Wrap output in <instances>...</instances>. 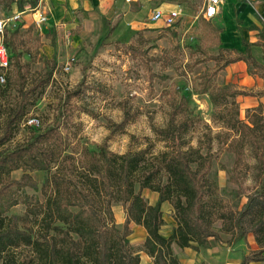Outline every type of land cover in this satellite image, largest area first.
I'll use <instances>...</instances> for the list:
<instances>
[{
  "label": "rangeland",
  "instance_id": "obj_1",
  "mask_svg": "<svg viewBox=\"0 0 264 264\" xmlns=\"http://www.w3.org/2000/svg\"><path fill=\"white\" fill-rule=\"evenodd\" d=\"M243 1L248 5L245 12H251L264 27L260 9L255 7L260 0H230L229 6L221 0L212 21L201 17V2L193 0L189 13L169 26L162 19L136 22V6L122 7L121 0H60L58 6L52 0H37L47 16L46 22L34 23L29 10H25L18 21L5 28L4 39L16 27L19 33L14 49L11 43V66L6 80L0 82V133L8 111L18 99L19 82L29 88L46 72L52 59L56 65L50 80L31 93V103L7 147L22 143L33 132L57 127L66 153L78 165L85 150L97 152L103 143L118 154L147 148L158 155L177 144L163 140L154 128L165 126L172 116L174 122L187 118L192 124L183 135L184 147L191 145L202 154H210L208 178L216 187L212 197L216 210L239 209L246 196L258 188L259 169L244 131L231 128L225 117L229 110L234 113L236 109L235 117L247 122L256 112L262 115L260 123L264 124V78L260 69L247 61L226 64L228 59L247 53L246 42L251 55L264 63L261 45L251 43L255 38L264 42V29L258 35L241 30L249 26V22L243 23L245 17L238 14L235 6ZM29 6L30 1L24 0L22 8ZM159 7L163 13L169 10ZM17 9L20 8L15 1L10 6L0 3V18ZM119 21L120 28L109 29ZM124 26L132 30L127 34ZM216 30L220 31L219 41ZM225 84L244 92L235 96L233 109L231 98L226 105L210 99V90ZM204 86L206 91L201 92ZM77 88L78 94L68 96ZM258 104L263 107L255 109ZM29 116L37 117L39 123L29 124ZM23 172L13 171L11 178L19 179ZM26 172L37 182V190L26 187L17 192V197L21 201L25 195L35 196L42 202L40 189L47 173ZM138 189L136 184L135 190ZM140 193L149 204H154L158 197L149 189ZM112 211L116 225L121 227L125 206L113 203ZM161 211L164 225L160 233L167 237L175 225L174 211L168 202L161 205ZM26 213V206L19 202L7 215L15 217L18 226L36 236L41 225L31 215L26 218ZM130 228L128 239L139 254L140 263L152 264L143 249L146 234L135 229L133 223ZM212 229L222 243H231V235L223 229L221 219L214 220ZM7 259L37 263L31 248L23 246L10 250Z\"/></svg>",
  "mask_w": 264,
  "mask_h": 264
},
{
  "label": "trees",
  "instance_id": "obj_2",
  "mask_svg": "<svg viewBox=\"0 0 264 264\" xmlns=\"http://www.w3.org/2000/svg\"><path fill=\"white\" fill-rule=\"evenodd\" d=\"M16 2L23 9L24 0H0L4 6ZM30 1L29 7L37 4ZM19 9V10H20ZM114 29V27H112ZM5 33V31H4ZM19 29L16 27L3 40L10 55L11 43H16ZM5 35V36H6ZM10 36V37H9ZM264 60V43L262 44ZM16 46V45H15ZM227 60L243 59L260 69L264 78V63L258 62L249 52ZM14 49V45H13ZM17 49V47H15ZM48 63L45 61V64ZM46 72L29 88L19 82L18 99L7 113L0 133V264L17 263L8 258V253L18 247H30L36 264H141L140 256L130 244V224L141 226L146 233L143 249L152 264H181L172 251V244L180 248L206 247L209 238L221 242L212 229L215 219H221L223 229L230 233V241L238 242L248 234L255 238L259 249L244 256L240 264L264 259V124L262 115L253 112V117L244 122L229 110L225 117L231 128L239 129L248 138L259 169L258 188L246 196L243 205L236 210H216L212 198L216 187L208 178L210 154H202L198 148L186 147L184 133L192 124L184 119L174 122V116L165 126L154 128L163 140L177 146L154 155L147 148L127 151L122 154L111 151L103 143L97 152L84 151L78 165L74 157L66 153V144L57 127L33 132L32 136L12 148L16 126L26 113L31 93L42 88L51 78L56 61L52 59ZM253 72V70H249ZM6 80V79H5ZM208 80L205 79L206 82ZM206 91V86L201 92ZM78 88L68 96L78 94ZM244 93L229 84L210 90V99L215 104H224ZM258 104L255 109H261ZM264 115V111H263ZM118 123V126H122ZM258 129V130H257ZM152 158H149L151 157ZM18 169L24 172L19 179L11 178ZM44 171L47 176L41 186L44 200L35 196L17 197L24 188L37 190L38 184L26 171ZM139 189L135 190V185ZM142 189L158 194L154 204H149L141 195ZM19 202L26 206V218L31 215L41 225L40 233H34L17 225L16 218L7 212ZM125 206V218L121 227L115 223L112 204ZM172 205L175 225L165 237L160 233L164 225L161 205Z\"/></svg>",
  "mask_w": 264,
  "mask_h": 264
},
{
  "label": "crops",
  "instance_id": "obj_3",
  "mask_svg": "<svg viewBox=\"0 0 264 264\" xmlns=\"http://www.w3.org/2000/svg\"><path fill=\"white\" fill-rule=\"evenodd\" d=\"M53 3L57 5V1L60 0H52ZM100 1V0H96ZM200 1V0H198ZM201 2V1H200ZM121 6H127L129 4H134L135 11H134V18L136 22H142L145 23V19L151 20V12L155 8H162L165 9H177L179 11V16L177 19L184 15L189 13L190 6L193 4V0H121L120 2ZM230 0H226V6H229ZM159 5V6H158ZM220 5V4H219ZM145 6H148V9L145 8ZM237 12L241 17H245V22H249L248 28L241 27V30L244 32L247 30L248 32H254V34L258 35V33H262L264 27L260 24V21L253 18L252 13L245 12V9L248 7L245 1L242 3L236 4ZM202 7V5H201ZM220 7V6H219ZM218 7V12H219ZM232 7V5L230 6ZM255 7L260 9L261 12V23L264 24V0H260L255 2ZM145 8V9H144ZM19 10V9H17ZM21 10V9H20ZM25 12V11H24ZM200 12V11H199ZM216 13V15L218 14ZM30 18L33 21L32 13L29 11ZM201 15V13H199ZM216 15L212 18H205L201 15V17L206 21H212ZM243 15V16H242ZM47 19V18H46ZM34 22V21H33ZM46 22V21H45ZM120 23L122 22H116L114 25L110 26L109 29L116 30L120 28ZM114 27V29H112ZM126 33L132 30L131 27L126 30V26L122 28ZM121 29V31H123ZM216 29V28H215ZM217 32V41H219V30H216ZM128 34V33H127ZM256 39V38H255ZM252 40V44L258 46L261 45V51L263 47V43L260 42L258 39ZM246 42V41H245ZM247 43L245 44V50L247 52V48L250 52L249 44L247 46ZM245 52V53H246ZM263 52V51H262ZM261 52V55H262ZM251 53V52H250ZM240 55V54H238ZM258 61V60H257ZM242 63L245 62L243 59H238L236 61H231L229 63ZM259 62V61H258ZM135 229L141 230V232L145 233V230L141 226L134 225ZM146 234V233H145ZM259 249L258 244L255 241V238L252 234H248L245 239L239 240L238 242H231V243H222L217 242L215 240L209 239V244L206 247H199L198 250L192 248V247H185L180 248L176 244L172 245V250L175 256L178 258L181 264H240L242 261V258L248 254H250L253 251H256ZM264 255V252H263ZM247 264H264V259L260 260H251Z\"/></svg>",
  "mask_w": 264,
  "mask_h": 264
},
{
  "label": "built area",
  "instance_id": "obj_4",
  "mask_svg": "<svg viewBox=\"0 0 264 264\" xmlns=\"http://www.w3.org/2000/svg\"><path fill=\"white\" fill-rule=\"evenodd\" d=\"M201 1V10L200 13L205 18H212L218 12V7L221 0H200ZM39 3L33 7H28L22 10H16L13 14H10L7 17L0 18V82H4L6 79V71L10 67V55L9 50L4 43L3 34L5 28L10 23H14L20 19V15L25 11L29 10L32 13L34 23L40 25L46 21L45 12L39 7ZM179 16V11L177 9H169L167 12L163 13L159 8H155L151 12L150 19L157 20L162 19L164 21V25L169 26L173 24L177 17ZM29 124L37 125L39 123V119L35 116H29L27 119Z\"/></svg>",
  "mask_w": 264,
  "mask_h": 264
}]
</instances>
